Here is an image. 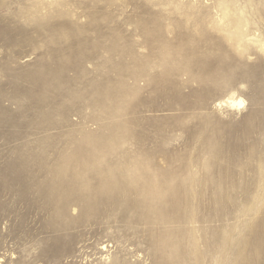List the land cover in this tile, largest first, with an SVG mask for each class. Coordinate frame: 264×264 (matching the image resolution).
<instances>
[{
    "label": "rangeland",
    "instance_id": "374dc122",
    "mask_svg": "<svg viewBox=\"0 0 264 264\" xmlns=\"http://www.w3.org/2000/svg\"><path fill=\"white\" fill-rule=\"evenodd\" d=\"M0 264H264V0H0Z\"/></svg>",
    "mask_w": 264,
    "mask_h": 264
},
{
    "label": "bare ground",
    "instance_id": "6f19581e",
    "mask_svg": "<svg viewBox=\"0 0 264 264\" xmlns=\"http://www.w3.org/2000/svg\"><path fill=\"white\" fill-rule=\"evenodd\" d=\"M229 102L234 106V105H238L239 102L238 101H235V100H231V99H228ZM227 101V100H226Z\"/></svg>",
    "mask_w": 264,
    "mask_h": 264
}]
</instances>
